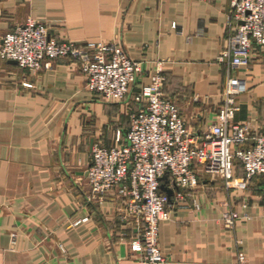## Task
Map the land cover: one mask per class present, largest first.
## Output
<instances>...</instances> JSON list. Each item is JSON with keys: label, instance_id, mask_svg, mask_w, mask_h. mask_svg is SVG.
Listing matches in <instances>:
<instances>
[{"label": "crops", "instance_id": "crops-1", "mask_svg": "<svg viewBox=\"0 0 264 264\" xmlns=\"http://www.w3.org/2000/svg\"><path fill=\"white\" fill-rule=\"evenodd\" d=\"M230 14L229 0H0V41L31 18L59 41L118 43L140 63L137 87L162 61L161 95L201 138L222 102L226 75L215 58ZM230 73L247 84L234 124L263 134L264 48L254 49L246 70ZM85 83L70 59L37 73L0 61V264L139 260L130 251L135 226L122 220L115 193L93 192L86 176L92 146L121 143L135 104L105 102ZM198 177L196 188L181 190L182 200L171 195L170 220L159 224L164 264H237L238 253L247 264H264V177L244 192ZM227 211L238 215L231 227L221 218Z\"/></svg>", "mask_w": 264, "mask_h": 264}, {"label": "built area", "instance_id": "built-area-1", "mask_svg": "<svg viewBox=\"0 0 264 264\" xmlns=\"http://www.w3.org/2000/svg\"><path fill=\"white\" fill-rule=\"evenodd\" d=\"M229 7L230 33L215 58L226 70L222 102L216 121L201 138L190 134L176 105L161 95L162 61L156 63L149 82L137 87L140 63L130 59L118 43L88 41L78 46L59 41L49 36L45 24L31 18L0 41V61H13L37 73L49 70L55 60L70 59L79 64L87 91L107 102L132 100L135 104L121 143L110 148L92 146L86 176L93 192L115 193L123 207L122 220L135 226L130 251L139 255L137 264L165 263L158 232L159 224L170 220L171 210L160 185L179 201L181 190L197 187L196 167L218 175L226 189L239 191H245L252 178L264 177V133L254 132L249 123L234 124L239 111L236 99L246 92L247 84L243 77L230 73L233 68L246 70L254 49L264 48V0H229ZM237 163L243 172L239 177L235 176ZM192 207L199 209L195 202ZM221 218L231 227L238 215L227 211ZM14 243L15 234H11ZM236 261L247 264L240 253Z\"/></svg>", "mask_w": 264, "mask_h": 264}, {"label": "rangeland", "instance_id": "rangeland-1", "mask_svg": "<svg viewBox=\"0 0 264 264\" xmlns=\"http://www.w3.org/2000/svg\"><path fill=\"white\" fill-rule=\"evenodd\" d=\"M223 68V67H222ZM223 71H224V73H225V68H223ZM224 85V84H223ZM222 93V92H221ZM104 100V99H103ZM105 101V100H104ZM105 102H107V101H105ZM114 103H123V101H119V102H114ZM129 113H131V112H129ZM129 116H130V114H129ZM196 172H197V175L199 176L198 177V179L200 180V184L202 183V182H204V181H210V183L208 182V185L209 184H217V185H219V187H224V189H225V184H224V181L218 176V175H216V174H206V173H204L203 171H202V169L201 168H199V167H196ZM254 178H256V177H254ZM254 178H252L249 182H248V184H247V188H246V190L245 191H247L248 190V188H249V186L251 185V182H252V180L254 179ZM212 182V183H211ZM196 188V187H195ZM244 192V191H243Z\"/></svg>", "mask_w": 264, "mask_h": 264}, {"label": "water", "instance_id": "water-1", "mask_svg": "<svg viewBox=\"0 0 264 264\" xmlns=\"http://www.w3.org/2000/svg\"><path fill=\"white\" fill-rule=\"evenodd\" d=\"M11 62H13V61H11ZM13 63H15V62H13ZM15 64H16V63H15ZM161 181H165V177H163V178L161 179ZM159 189H160V191L164 192V193L166 194L168 200H170V197H171V195H172V191H171V190H168V189H166V188H164L163 185H160Z\"/></svg>", "mask_w": 264, "mask_h": 264}, {"label": "trees", "instance_id": "trees-1", "mask_svg": "<svg viewBox=\"0 0 264 264\" xmlns=\"http://www.w3.org/2000/svg\"><path fill=\"white\" fill-rule=\"evenodd\" d=\"M237 172H241V173H243V172H242V166H241L239 163L236 164V168H235V176H236V173H237Z\"/></svg>", "mask_w": 264, "mask_h": 264}]
</instances>
